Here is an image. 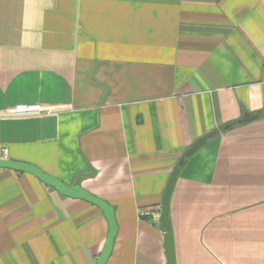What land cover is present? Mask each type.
Wrapping results in <instances>:
<instances>
[{
    "label": "crops",
    "instance_id": "obj_1",
    "mask_svg": "<svg viewBox=\"0 0 264 264\" xmlns=\"http://www.w3.org/2000/svg\"><path fill=\"white\" fill-rule=\"evenodd\" d=\"M0 148L114 207L106 264H167L145 212L185 159L177 264H264V0H0ZM108 234L97 205L0 167V264H96Z\"/></svg>",
    "mask_w": 264,
    "mask_h": 264
},
{
    "label": "water",
    "instance_id": "obj_2",
    "mask_svg": "<svg viewBox=\"0 0 264 264\" xmlns=\"http://www.w3.org/2000/svg\"><path fill=\"white\" fill-rule=\"evenodd\" d=\"M259 114L257 113H246L242 119L239 120V123L242 122H251L258 118ZM227 125L226 128H228ZM213 136V133H210L204 137H201L196 142L193 143L191 147L185 153L184 158L190 157L195 154L198 150L205 146L206 142L209 138ZM185 159H182L179 162V165L172 171L171 176L169 178V182L166 186L162 206L160 211V225L164 229V237H163V244L164 249L166 252L167 257V264H177L176 261V253H175V237L174 231L172 226V221L170 218V210H171V197L174 191V185L177 181L178 173L180 167L184 164ZM0 167L11 168L18 171L28 172L37 176L41 181L46 183L49 186L54 187L63 195L73 197V198H80L87 200L98 207H100L108 220L109 223V234L107 237V241L105 247L97 261L96 264H106L107 260L109 259L112 248L114 245V240L118 232V225L115 218V211L114 207L106 202L104 199L93 195L80 185L69 186L64 182L58 180L57 178L50 176L43 172L38 167L28 164L22 163L14 160L3 159L0 158Z\"/></svg>",
    "mask_w": 264,
    "mask_h": 264
},
{
    "label": "built area",
    "instance_id": "obj_3",
    "mask_svg": "<svg viewBox=\"0 0 264 264\" xmlns=\"http://www.w3.org/2000/svg\"><path fill=\"white\" fill-rule=\"evenodd\" d=\"M21 110L24 112H31V111L37 110V108L36 107H24ZM0 158L6 159V150L3 148H0ZM160 211L161 209L158 211H155V210L148 211L147 210L145 214L151 215L153 218L160 220Z\"/></svg>",
    "mask_w": 264,
    "mask_h": 264
},
{
    "label": "trees",
    "instance_id": "obj_4",
    "mask_svg": "<svg viewBox=\"0 0 264 264\" xmlns=\"http://www.w3.org/2000/svg\"><path fill=\"white\" fill-rule=\"evenodd\" d=\"M231 126V125H230Z\"/></svg>",
    "mask_w": 264,
    "mask_h": 264
}]
</instances>
